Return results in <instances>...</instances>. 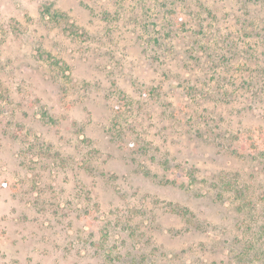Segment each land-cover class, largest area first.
I'll return each instance as SVG.
<instances>
[{
  "label": "rangeland",
  "instance_id": "374dc122",
  "mask_svg": "<svg viewBox=\"0 0 264 264\" xmlns=\"http://www.w3.org/2000/svg\"><path fill=\"white\" fill-rule=\"evenodd\" d=\"M248 137L264 0H0V264H264Z\"/></svg>",
  "mask_w": 264,
  "mask_h": 264
},
{
  "label": "trees",
  "instance_id": "16d2710c",
  "mask_svg": "<svg viewBox=\"0 0 264 264\" xmlns=\"http://www.w3.org/2000/svg\"><path fill=\"white\" fill-rule=\"evenodd\" d=\"M52 16H53V14H52ZM157 41H159V40L157 39ZM245 143H244V146H242L243 149L246 148V146H248L247 150H251L252 154L258 155V156H264V147H263L264 145L259 146L258 143H256L253 139H251L249 137H248V140L245 141ZM247 255H248V253H247V251H245V254L242 255V257L247 258Z\"/></svg>",
  "mask_w": 264,
  "mask_h": 264
}]
</instances>
